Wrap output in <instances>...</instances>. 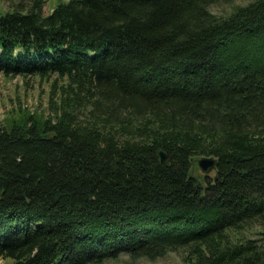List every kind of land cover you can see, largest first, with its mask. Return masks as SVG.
I'll return each instance as SVG.
<instances>
[{
	"label": "trees",
	"instance_id": "obj_1",
	"mask_svg": "<svg viewBox=\"0 0 264 264\" xmlns=\"http://www.w3.org/2000/svg\"><path fill=\"white\" fill-rule=\"evenodd\" d=\"M216 1L0 12V76L46 82L0 121L1 259L264 264V0Z\"/></svg>",
	"mask_w": 264,
	"mask_h": 264
},
{
	"label": "rangeland",
	"instance_id": "obj_2",
	"mask_svg": "<svg viewBox=\"0 0 264 264\" xmlns=\"http://www.w3.org/2000/svg\"><path fill=\"white\" fill-rule=\"evenodd\" d=\"M28 0H0V12H4L13 8H23L27 4ZM44 11L49 12L55 6L56 3L64 0H45ZM68 1V0H65ZM248 0H217L210 6L211 11L216 14H226L234 5L246 3ZM22 3L23 7L20 6ZM30 79V78H29ZM46 82L38 83L37 79H30V83L27 85V91L24 89V83L20 77H14L13 79L5 80L0 76V121L8 111L17 107L18 98L22 102L21 105L28 107L30 110L36 108L46 107ZM17 93V94H16ZM19 95V96H18ZM204 174L198 168L195 172L196 175ZM214 171H210L208 177L213 178ZM258 229H264V227L256 226L255 228L245 232L246 236H254ZM10 259H1L0 264H9ZM104 264H190L185 262L177 252L166 253L165 256L159 257L154 260L147 258L131 259L126 253L118 255L117 259H109Z\"/></svg>",
	"mask_w": 264,
	"mask_h": 264
},
{
	"label": "water",
	"instance_id": "obj_3",
	"mask_svg": "<svg viewBox=\"0 0 264 264\" xmlns=\"http://www.w3.org/2000/svg\"><path fill=\"white\" fill-rule=\"evenodd\" d=\"M160 159H163L165 156L164 151H158ZM217 158L213 155L208 156H201L197 158V166L205 175L208 174L210 171H214V178L216 179L215 171H216V165H217Z\"/></svg>",
	"mask_w": 264,
	"mask_h": 264
}]
</instances>
